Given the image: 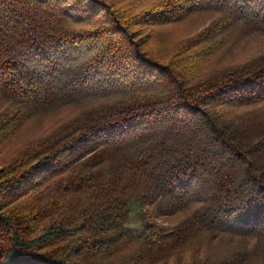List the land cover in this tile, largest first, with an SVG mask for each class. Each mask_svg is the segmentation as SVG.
Returning a JSON list of instances; mask_svg holds the SVG:
<instances>
[{
  "label": "trees",
  "instance_id": "trees-1",
  "mask_svg": "<svg viewBox=\"0 0 264 264\" xmlns=\"http://www.w3.org/2000/svg\"><path fill=\"white\" fill-rule=\"evenodd\" d=\"M203 11L171 60L148 47L149 25ZM233 29L263 34L264 0H0V144L77 110L0 167V264H264V55L190 69ZM193 203L170 230L126 227ZM225 235L236 252L199 256Z\"/></svg>",
  "mask_w": 264,
  "mask_h": 264
},
{
  "label": "rangeland",
  "instance_id": "rangeland-1",
  "mask_svg": "<svg viewBox=\"0 0 264 264\" xmlns=\"http://www.w3.org/2000/svg\"><path fill=\"white\" fill-rule=\"evenodd\" d=\"M216 15L217 12L214 11H203L189 13L179 21L151 24L147 27V34L150 39L148 47L152 48L151 50L155 54L163 56V60H171V57H174L176 50L179 48L180 42L198 35L214 21ZM195 52L196 54L189 60L192 65L190 69L195 76H205L217 69L243 64L264 55V33L246 35L238 29H233L231 32H224V34L215 36L212 40L202 44ZM76 112L75 108L65 107L38 119L25 121L26 123L21 126L18 132H15L0 144V167L9 161L14 152L52 132L57 126L72 118ZM0 140L2 141V139ZM197 206V203H193L187 209L174 213L172 216H160L152 206L147 207L146 211L133 207L126 227L133 236L148 234L150 232L148 225L153 223L170 230ZM235 242V239L225 235L209 245H203L198 254L202 258L206 256L211 258L221 257V255H227L239 249V245H236ZM194 250L189 249L184 253L173 256L167 263L189 264L194 255Z\"/></svg>",
  "mask_w": 264,
  "mask_h": 264
}]
</instances>
